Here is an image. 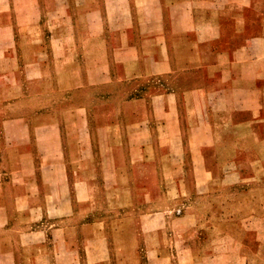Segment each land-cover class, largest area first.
I'll return each instance as SVG.
<instances>
[{
	"label": "crops",
	"instance_id": "crops-1",
	"mask_svg": "<svg viewBox=\"0 0 264 264\" xmlns=\"http://www.w3.org/2000/svg\"><path fill=\"white\" fill-rule=\"evenodd\" d=\"M141 195L157 207L121 231L97 217ZM112 248L264 264V0H0V264H112Z\"/></svg>",
	"mask_w": 264,
	"mask_h": 264
},
{
	"label": "rangeland",
	"instance_id": "rangeland-1",
	"mask_svg": "<svg viewBox=\"0 0 264 264\" xmlns=\"http://www.w3.org/2000/svg\"><path fill=\"white\" fill-rule=\"evenodd\" d=\"M24 108H26V106L21 105V104L18 105V107H16V113H19V112L22 113L23 112L22 110ZM148 171L152 174V179H150V175H148ZM163 172H164V175H162V177L164 176V181L170 180L171 176H173L174 174H179V175L185 177L188 180L193 178V177H195V175H196V171L195 170H188V169H186V170H163ZM156 174H157V170L156 169H152V170H144V169L132 170V177H133V180H134V186L137 187L138 186V182H142L143 185L142 186H138V187L144 188L146 186V183H144V182H147L148 185L152 184L153 186H155V188L157 187V191L162 189L163 186H165L164 183L163 184L161 183V185L160 184L157 185V183H154V182L150 183V182H152V181H154L156 179L155 178ZM222 174H223V176L229 177L232 174V170L225 169V170H223ZM48 177H50V175H48ZM45 187L46 186H44V189H45ZM104 187L105 186L102 185V184H96L94 186L95 193H96L97 196L98 195H103L102 194V190L104 189ZM166 187L171 190L170 194H172L174 196L175 186L173 185V183L168 184ZM224 187H225L224 190L227 191V190H231V188L233 186H231V184L229 183V184H226V186H224ZM236 187H238V186H236ZM158 192L160 193V191H158ZM197 192H198V190L196 189V187H194L192 185H189V184L187 185V193L190 196V201H192L194 197H197V195H198ZM136 193L144 195L145 192H144V189H141V190L136 191ZM143 195H141L139 203L135 204L136 206L134 205V206H130L129 208H125V209L113 210L111 212L110 211L109 212H103L104 213L103 215L101 214L100 216H97V217H102V220H106L108 222V225L110 226V229L121 231L125 227V225L127 224L126 222H124V220H120L121 218H123L126 215H128V216L131 217V219H134V220L136 219L135 221H140L141 218L138 217V220H137V217L132 215L134 210L139 212L141 209H148L149 210L151 208L157 207L156 202L147 203V202L142 201V199L144 198ZM150 195H153V197H154L155 193H151ZM177 201H179V200H177ZM177 201L174 202L169 208L170 213L173 214V215L174 214L175 215L179 214V204L180 203H177ZM78 204H80V201L77 200V205ZM149 205H151V206H149ZM63 218L64 217H62V218L41 217V221L38 222V223L40 224V227L49 229V228H52V227L54 228L55 226H59V225H62V224L67 225V223L71 222L70 219L64 220V221H62V220L60 221V219H63ZM90 218H93V217L91 216ZM84 219L85 218H76V219L74 218V221L75 220H77V221L79 220V221L82 222V220L84 221ZM107 230L108 229L106 228V236L108 238V241H107V238H105L106 239L105 240L102 237H101V241H103L104 243H105V241H107V243H108L109 240H110V242H112V244H115V242H117L119 236L117 238L115 236V234L112 233V230H110V232H109V230L107 232ZM83 236L84 235H82V238H80V241H79V243H80L79 245L80 246H82L83 242H85V240H86V238H84L85 236L84 237ZM132 238H133V244L136 243L139 246L138 249H137V251H139V253H140V254L139 253L137 254L138 257H139V255H140V258H141V256L143 257L144 256L143 247H144V245H146L147 238L145 236H143V237L139 236L136 232H134L132 234L131 240H132ZM120 253H121V251L118 250V249H113L112 248V250H109L110 258H112V261L114 260V262H112V264H119L118 260H117V256L121 255ZM79 254H80V256L84 255V250L82 248H80ZM141 260H142V263H143L144 259H141Z\"/></svg>",
	"mask_w": 264,
	"mask_h": 264
}]
</instances>
